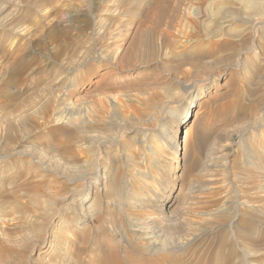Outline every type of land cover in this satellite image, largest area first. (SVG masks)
I'll return each instance as SVG.
<instances>
[{"label": "rangeland", "instance_id": "obj_1", "mask_svg": "<svg viewBox=\"0 0 264 264\" xmlns=\"http://www.w3.org/2000/svg\"><path fill=\"white\" fill-rule=\"evenodd\" d=\"M143 172L160 245L264 264V0H0V264H89Z\"/></svg>", "mask_w": 264, "mask_h": 264}, {"label": "bare ground", "instance_id": "obj_2", "mask_svg": "<svg viewBox=\"0 0 264 264\" xmlns=\"http://www.w3.org/2000/svg\"><path fill=\"white\" fill-rule=\"evenodd\" d=\"M254 5H256V4H254ZM257 9H259V8H257ZM257 9H255V10H257ZM226 23H228V21L224 22V24H226ZM202 91H203V89L199 88L198 94L202 95ZM194 101H195L194 99L191 101L189 99L188 104L185 106H181L180 110L175 111L174 114L179 119H182V120L186 119L189 115V113L187 115V112H189V107H191L193 105ZM201 117H202V112H200L198 110L195 113L194 119H191V121H190L191 128L185 132V140H184V150L185 151L184 152H186L187 149L189 148L192 130H193L194 126L196 125V123L198 122V120H201ZM165 132H166V127L163 130V133H165ZM175 144H176V142L173 141L174 146H175ZM147 173L146 172L141 173L142 182L140 183V186H139L140 192L136 191V192H139L136 195L138 197L136 199L137 205L132 206V207H135L137 215L142 217L141 219L136 218V217L134 218V215H133V217L131 216L132 215L131 212H133L134 210L133 211L130 210L131 212L128 213V211L126 209H129L130 207L129 208H126V207L130 206V205L127 204V202L125 200L126 198L123 196V193H122V195L121 194L119 195L117 193L118 190H117V186L115 185L114 180L111 179L109 184L103 185V192H105L103 194V198L106 197L109 199L108 202L110 201L112 203V205H111L112 209H108L107 211L103 210V213H100V214L96 213V211H95L96 215L93 214L92 217H93L94 221L97 218L98 227H94L93 229L92 228L91 229H88V228L82 229V227H73L71 229L72 238L73 239L75 238L74 240L71 239V242H72L71 247H73V249H74L73 252H74V256L76 257V259H83V258H80L81 256H83V257L89 256L90 260H87L89 264H186L185 259L188 256V254L190 253V251L193 250L191 248L192 246L188 245L189 246L188 249L190 250L188 253V251H187L188 249H185L184 247H181L179 245L173 246V247H171L168 244L160 245V243L157 242V240L159 238V236H158L159 233L156 230L157 227H151L148 224L153 218L152 214L148 212L149 207H150L149 204L151 201L148 202V199L144 200L145 197H142V196H146L147 198L149 196H152L150 198L155 199V198H157V192L158 191L155 189L154 185L149 180L150 179L149 176H151L150 175L151 173H149V172H147ZM104 179H106V177ZM151 179H153V178H151ZM132 187H133V185H132ZM119 192H120V190H119ZM98 197L100 198V196H98ZM130 197H131V193H130ZM131 199L132 198H130V200ZM106 203H107V201H106ZM154 203L156 204V200ZM99 204L101 205V203H99ZM102 207L103 206H101V208ZM150 209H151V207H150ZM83 210H85V209H83ZM87 212H90V214L93 213V211L92 212L87 211ZM161 212H163V210H161ZM133 214H134V212H133ZM203 215H204V213H203ZM249 220L251 222H253L250 218H249ZM135 221H141V222L139 224H135L134 223ZM260 223H262V222H260ZM252 226H254V225H252ZM163 228H165V227H163ZM173 229L175 230V228H173ZM262 229H263V227H262ZM258 233H259V231H258ZM245 238L247 239V237L244 236V239ZM248 239H247V241H248ZM217 248L220 249L219 247H217ZM90 249H92V250H90ZM218 249H217V251H218ZM197 253H199V252H197ZM215 253H216V250L214 251V254ZM193 254H195V253H193ZM216 254H218V252ZM78 255H79V257H78ZM192 256L194 257L192 264L194 262L196 264H201L202 260H201L200 253H199V255L197 254L195 256L194 255H192ZM215 257L217 259L219 256L218 257L215 256ZM219 259H221V258L219 257ZM213 260L214 259L212 258V260H210L211 263H209V264H213L212 263V262H214ZM76 262L78 264V260ZM221 263H223V262H221ZM221 263H218V264H221ZM73 264H74V262H73ZM214 264H217L216 260H215Z\"/></svg>", "mask_w": 264, "mask_h": 264}]
</instances>
